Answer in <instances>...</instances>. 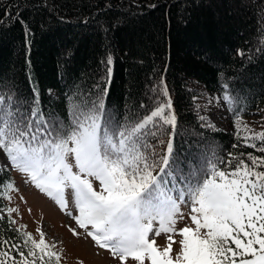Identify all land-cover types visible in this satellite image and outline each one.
I'll return each mask as SVG.
<instances>
[{
    "label": "snow or ice",
    "instance_id": "snow-or-ice-1",
    "mask_svg": "<svg viewBox=\"0 0 264 264\" xmlns=\"http://www.w3.org/2000/svg\"><path fill=\"white\" fill-rule=\"evenodd\" d=\"M112 63L108 56L109 78ZM152 91L154 106L124 120L106 114L102 99L69 97L67 123L45 117L37 89L27 110L0 95V153L74 222L73 237L82 232L115 264H264V155L229 153L186 172L173 156L177 116L163 78ZM222 100L230 105L233 97L225 91ZM233 127L238 141L264 153V132L242 135L251 129L239 113ZM15 191L0 182V198L10 202ZM17 211L7 209L9 225ZM22 228L12 229L22 243L0 236V264H61L41 229L37 239Z\"/></svg>",
    "mask_w": 264,
    "mask_h": 264
},
{
    "label": "trees",
    "instance_id": "trees-1",
    "mask_svg": "<svg viewBox=\"0 0 264 264\" xmlns=\"http://www.w3.org/2000/svg\"><path fill=\"white\" fill-rule=\"evenodd\" d=\"M161 78L177 116L173 156L186 172L229 153L264 155L212 126L199 108L205 94L227 91L234 115L264 109V0H0V95H12L21 110L37 89L45 117L67 123L72 97L102 99L106 114L124 120L154 106ZM9 181L0 167V182ZM0 209V236L22 243L3 198Z\"/></svg>",
    "mask_w": 264,
    "mask_h": 264
},
{
    "label": "rangeland",
    "instance_id": "rangeland-1",
    "mask_svg": "<svg viewBox=\"0 0 264 264\" xmlns=\"http://www.w3.org/2000/svg\"><path fill=\"white\" fill-rule=\"evenodd\" d=\"M230 7L235 12L238 11L236 3H231ZM214 15L219 18L223 13L219 11ZM237 15L242 19L241 14ZM223 95L219 93L205 94L199 101V108L212 126L235 134L233 127L235 115L229 111L230 105H226L222 100ZM241 118L251 129V132L242 133V135L264 132V109L259 113H250ZM7 164L6 158L0 153V167L10 171L14 179V186L17 189V191L9 194L11 201L6 200L8 208L18 209L11 216L16 221L14 225L17 228L23 226L22 231L31 233L37 239L36 229H41L45 233L47 241L57 245L55 250L62 254L61 264H78V262H83V264H115L107 252L95 248L90 238H86L82 232L79 238L73 237L68 231V227L74 226V222L62 213L53 201L32 185L24 183V177L12 170ZM69 210H72L71 204ZM181 211L186 213L188 209L181 205ZM183 226L184 222L181 221L178 227ZM160 242L163 243V240L161 239Z\"/></svg>",
    "mask_w": 264,
    "mask_h": 264
}]
</instances>
